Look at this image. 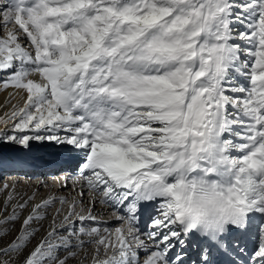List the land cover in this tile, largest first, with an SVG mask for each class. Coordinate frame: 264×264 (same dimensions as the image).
Listing matches in <instances>:
<instances>
[{"label":"snow or ice","instance_id":"6c2138e0","mask_svg":"<svg viewBox=\"0 0 264 264\" xmlns=\"http://www.w3.org/2000/svg\"><path fill=\"white\" fill-rule=\"evenodd\" d=\"M0 94V264H264V0H0Z\"/></svg>","mask_w":264,"mask_h":264},{"label":"bare ground","instance_id":"6f19581e","mask_svg":"<svg viewBox=\"0 0 264 264\" xmlns=\"http://www.w3.org/2000/svg\"><path fill=\"white\" fill-rule=\"evenodd\" d=\"M5 99V96L3 94H0V101H3ZM51 151H55V150H51ZM54 152H49L47 150H42V151H39L37 153L38 156H45L44 159L45 161H56L59 159V157L55 154ZM55 167L56 165L54 163L52 164H49L48 165V175H49V178L51 179L52 176L56 175L57 173L55 171H53V169L55 170ZM104 219H109V216H105Z\"/></svg>","mask_w":264,"mask_h":264},{"label":"rangeland","instance_id":"374dc122","mask_svg":"<svg viewBox=\"0 0 264 264\" xmlns=\"http://www.w3.org/2000/svg\"><path fill=\"white\" fill-rule=\"evenodd\" d=\"M42 150H47V151H49V152H54L55 153V151H51V150H54V149H51V148H48V149H41L40 151H42ZM55 155V154H54ZM41 157H43V156H41ZM43 159V158H42Z\"/></svg>","mask_w":264,"mask_h":264}]
</instances>
